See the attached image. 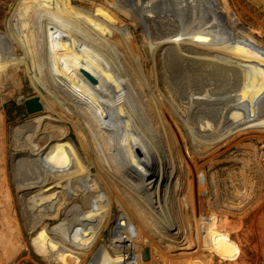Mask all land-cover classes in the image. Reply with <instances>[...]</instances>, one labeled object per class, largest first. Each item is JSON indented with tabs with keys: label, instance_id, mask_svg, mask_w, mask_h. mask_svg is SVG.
<instances>
[{
	"label": "bare ground",
	"instance_id": "6f19581e",
	"mask_svg": "<svg viewBox=\"0 0 264 264\" xmlns=\"http://www.w3.org/2000/svg\"><path fill=\"white\" fill-rule=\"evenodd\" d=\"M150 1L156 0H133L125 9H118L143 17L146 22L150 14L159 13L157 23L163 25L167 21L168 32L173 25L171 18L181 17L185 29L174 42L169 40L172 33H164L169 35L164 39L168 42L162 44L163 48L159 46V53L169 55L170 49H175L191 58L194 65L211 62L213 55L220 65L225 64L228 58L224 53L237 54L238 49L227 42L239 40L229 21L224 30L220 25L222 14L217 10L216 0H157L159 8L150 5ZM172 7L175 16L166 17ZM106 10L114 16L108 7ZM208 12H212V23L208 22ZM97 13L69 0H32L19 12L18 33L27 78L40 95L38 81L52 96L47 99L41 95L43 109L46 107L47 111L35 120L39 128L52 129L51 132L45 134L42 144L37 143L36 133L24 140L29 142L32 152L23 154L22 162L18 160L21 155L14 156L12 165L22 212L34 224L41 225L38 236L48 244L49 258L61 264H120L121 254L128 253L125 250L128 243L133 250L128 253L129 264H181L171 257L189 254L193 245L199 244L190 232L191 224L185 232L178 227L175 230L176 226L172 227L168 219L157 216L153 205L144 199L142 189L150 191L161 183L164 178L161 166L166 163L164 168L170 170L168 174L165 172L167 178L179 193H185L180 201L182 209L191 208V176L196 169L185 155L183 144L196 147L206 144L208 140L201 133L208 131L224 134L215 136L216 143L243 132H264V100L259 99L260 95L264 97V71L240 72L241 88L237 93L241 92L240 98L246 96L248 101H242L236 109L206 111L201 122L197 121L201 126L197 134L192 126L196 118L193 115L192 120L179 113L184 112L174 102L173 88L165 83L161 86L151 69L147 74L144 72L141 52L135 49L136 43L120 20L113 25ZM190 19L195 24L185 26ZM155 50L149 49L151 60ZM254 55L261 56L253 52L247 57ZM229 62L226 68L233 67ZM128 70L140 81L130 82ZM217 70L218 73L212 71L209 75L226 82L236 80L237 73H229L232 80ZM210 88L189 97L186 104L217 106V95L212 97ZM231 96L238 98L235 94ZM62 108L65 116L61 115ZM71 128L74 138L70 135ZM12 129L16 141L20 129L17 126ZM196 174L198 193H202L204 177ZM78 202L88 210H79ZM113 208L120 212L121 221L112 237L124 233L113 241L114 245L105 242L88 261L93 243L110 223ZM12 209L6 198L0 200L1 233L5 228L2 215L7 217L1 212L7 211L10 216ZM50 218L56 219L57 225L44 224ZM193 263L202 264L197 257Z\"/></svg>",
	"mask_w": 264,
	"mask_h": 264
},
{
	"label": "rangeland",
	"instance_id": "374dc122",
	"mask_svg": "<svg viewBox=\"0 0 264 264\" xmlns=\"http://www.w3.org/2000/svg\"><path fill=\"white\" fill-rule=\"evenodd\" d=\"M31 1L0 0V200L6 198L13 207L10 216L7 211L2 210L1 212L7 217L3 218L2 215L5 228H2V233L0 232L3 237L0 239V264H61L52 260L53 258H49L48 244L38 236L42 231L41 225L34 224L22 212L12 165L15 162L14 156L21 155L18 160L22 162L23 154L32 152L31 146L27 144L29 142L25 143L24 140L36 133L39 135L37 143L42 144L45 134H49L52 130L43 131L36 122L37 118L47 111L46 107L36 113L28 114L22 103L24 99L34 96L41 98L42 95L47 99L52 97L48 90H45L42 82L38 81L40 95L39 91L30 85L25 72V61L18 33V18L19 12ZM132 1L108 0L106 3L104 0H69V3L88 7L95 13H97L96 10L100 11L101 13L97 14L113 25L119 23L120 20L122 26L128 30L132 41L136 43L135 49L141 52L144 72L147 74L151 69V74L161 86L165 83L168 87L173 88L174 102L176 101L180 110L184 112L183 114L179 113L192 120L193 115L196 118L195 123L199 126L197 127L196 124L192 126L196 133L199 132L197 134L201 132L199 127H201L200 122L203 118L201 120L200 118L205 117L206 111L218 110L222 107L223 111L229 107L236 109L235 106H240L242 101H248L246 96L243 99L240 98L242 97L241 92L237 93L241 88L239 77L240 72L246 74L249 71H264V0H216L217 10L222 14L220 25L224 30L227 25L225 23L229 21L233 25V33L239 40L227 42L238 51L237 54L224 53L225 58L228 59L225 64L221 65L214 55V60L211 62L202 61L199 65H194L191 63V58L181 55L179 51L175 52V49H170L169 55L159 53L161 50L157 49L159 46L162 47L164 42H168L164 40L167 36L172 33L169 40L174 42L176 36L181 35L182 30L185 29L183 21H180L181 17L179 15L178 18L172 17L175 16L172 14L175 12L173 7L169 9L170 13H165L166 17L171 16L173 21L168 32V27L165 24L167 21H164L163 25L157 23L159 13L150 14L151 16L146 22L143 17L137 16V18L135 15L131 16L118 9L120 7L125 9L124 6L131 5ZM159 3L160 1L156 0L150 1L149 4L157 5L155 7L159 8ZM103 5L107 6L114 16L109 15L106 12L107 7L105 8ZM140 5L143 9L142 4ZM208 13V22L212 23V12ZM195 22L190 19L185 26L195 24ZM164 33H169V35ZM155 44L157 45L155 46ZM150 48L156 49L159 53L157 54L155 50L153 62ZM253 52L259 53L262 57L259 55H254L252 58L247 57L248 53L252 54ZM162 55L165 56L162 57ZM229 60L233 63V67L226 68ZM217 68L227 79L234 80L229 73H237L236 80L226 82L217 76L212 78L209 74L212 71L218 73ZM132 73L133 71L128 70L127 79L130 82L140 81L136 80ZM149 79V81H153V78L149 77ZM215 87L216 89H214ZM203 88L205 90L210 88L213 91H210L213 94L212 97L217 95V106L216 103L198 104V106L192 103H190L192 106L186 104L189 103V97L200 91L204 93ZM217 88L221 89L217 90ZM234 94L238 98L235 99L231 96ZM228 98L232 101H227ZM259 99L264 100V97L260 95ZM40 100L44 104L43 99ZM237 112L240 114L241 111ZM61 115H66L64 108L61 109ZM225 117L230 116L225 115ZM16 126L20 132L15 141L12 128ZM249 132L235 134L231 138H222L216 143L215 136L220 137L224 134L208 131L201 133L202 138L208 140L206 144L197 145V147L192 146L191 143L183 144L184 149L186 148L185 155L187 154L190 164L196 169L195 174L191 176L193 180L191 208L182 209L180 201L185 193L184 191L179 193L180 190L175 189L173 182L167 178L170 170L164 168L167 166L166 163L161 166V169H164L162 171L164 178L161 183L150 191L142 189L144 199L146 197V200L153 205L157 216L162 215L168 219L172 227L176 226L175 230L180 228L185 232L191 224L190 232L196 236L199 244L193 245L195 252L192 250L193 252L191 251L189 254L171 257L176 258L179 263L195 264L193 261L197 257L202 264H264V132L260 133L257 130ZM70 135L75 137L72 128ZM24 160L26 161V159ZM141 161L144 163V160H140L142 164ZM25 167L28 168V166ZM152 170L155 171V168ZM196 172L204 177L202 193H198L199 186L194 177L197 175ZM77 204L79 210H88L87 206L79 202ZM31 215H34V212H31ZM110 218V223L103 229L101 237L93 243V253L88 261L96 255L95 251L99 247L106 243L114 245L113 241L124 233L115 236V238L112 237L115 230H118L117 224L121 221L117 208H113ZM56 222H58L56 219L50 218L45 220L44 224L54 227L57 225ZM196 254L197 256H195Z\"/></svg>",
	"mask_w": 264,
	"mask_h": 264
},
{
	"label": "water",
	"instance_id": "95a60500",
	"mask_svg": "<svg viewBox=\"0 0 264 264\" xmlns=\"http://www.w3.org/2000/svg\"><path fill=\"white\" fill-rule=\"evenodd\" d=\"M28 114H33L43 109V103L38 96L30 97L22 101Z\"/></svg>",
	"mask_w": 264,
	"mask_h": 264
},
{
	"label": "built area",
	"instance_id": "2783aa9c",
	"mask_svg": "<svg viewBox=\"0 0 264 264\" xmlns=\"http://www.w3.org/2000/svg\"><path fill=\"white\" fill-rule=\"evenodd\" d=\"M129 247H125V250L129 253V254H132L133 250H132V247L130 246V244L128 243ZM126 253L125 256H123L121 254V256L119 257V262L120 264H129V260L131 259L129 257V254Z\"/></svg>",
	"mask_w": 264,
	"mask_h": 264
}]
</instances>
